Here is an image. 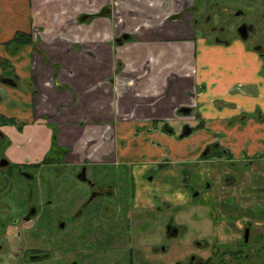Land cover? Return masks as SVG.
Returning a JSON list of instances; mask_svg holds the SVG:
<instances>
[{
  "label": "crops",
  "instance_id": "0c3cea01",
  "mask_svg": "<svg viewBox=\"0 0 264 264\" xmlns=\"http://www.w3.org/2000/svg\"><path fill=\"white\" fill-rule=\"evenodd\" d=\"M183 3L186 0H0V114L14 121L1 131L10 141L7 151L10 160L41 163L51 151L52 126L58 148L69 151L65 162L71 165L87 163L90 167H100L120 163L156 168L167 160V163L194 161L203 147L216 138H223L238 159L263 151L264 77L261 72L264 64L239 42L223 46L195 41L193 68L185 70L183 75L174 71L160 75L145 65L137 70L134 81L128 84L131 86L136 81L139 89L133 104L137 108L163 110L153 114L144 111L146 118L109 120V125L115 122L116 126H111L114 143L105 162H102V145L88 146L81 154L75 152L78 131L72 128L69 134L74 139L70 135L66 137L60 122L53 118L56 115L39 109L37 102L43 93L49 94L59 106L63 105L68 113L72 108L83 114L89 112L87 109L102 108V79L92 84L98 71L91 68L85 54L76 53L73 47L110 44L119 33H125L120 23L130 14L131 18L136 17L134 14H144L137 30L146 27V18H161L165 14L163 20H166L171 13H180ZM104 9L108 13L102 15ZM18 30L28 32L31 43L10 55L6 47ZM58 46L63 47L58 49ZM209 51L213 54L205 60ZM172 77L176 78L173 84ZM188 78H192V83L189 88L185 87L182 97L181 83L179 88L177 84ZM94 100L97 106L90 104ZM112 101L111 96V105L116 104V108L122 105L119 96ZM159 101L163 104L156 106ZM180 103L195 108L199 126L190 136L177 141L158 126L176 120L174 111ZM254 113L255 118L250 117ZM148 114L152 118H147ZM97 115L102 120V111ZM144 170L139 168L138 174ZM162 175L175 176L170 170Z\"/></svg>",
  "mask_w": 264,
  "mask_h": 264
},
{
  "label": "flooded vegetation",
  "instance_id": "af4514ba",
  "mask_svg": "<svg viewBox=\"0 0 264 264\" xmlns=\"http://www.w3.org/2000/svg\"><path fill=\"white\" fill-rule=\"evenodd\" d=\"M240 11L227 15L220 8L219 25L210 26L206 37L223 46L254 42L252 48L264 64V15ZM208 23V18L203 23L197 20L195 26L202 29ZM129 40L122 33L114 44L122 47ZM116 67L119 74L121 66ZM193 108L177 107L176 120L160 124L159 129L179 140L187 138L199 126ZM187 109V115L182 113ZM3 119L0 114V154L4 153L0 156V264H264V150L238 159L223 138H216L194 161L167 160L156 168L132 166L127 176L132 185H125L120 201L102 206L100 250L88 243V233L79 235L74 244V223L95 199H113L112 186L93 183L87 176L88 165L82 163L71 177L86 186L88 195L80 202L71 200L78 206L69 217L50 218L32 197H12L13 174L30 185L34 171L59 159L65 162L69 151L62 155L65 149L58 150L50 164L13 162L7 153L10 141L1 131L10 124ZM190 162L196 163L195 168L186 167ZM139 168L145 170L138 174ZM165 170L175 176H163ZM188 224L194 229L189 230Z\"/></svg>",
  "mask_w": 264,
  "mask_h": 264
},
{
  "label": "rangeland",
  "instance_id": "374dc122",
  "mask_svg": "<svg viewBox=\"0 0 264 264\" xmlns=\"http://www.w3.org/2000/svg\"><path fill=\"white\" fill-rule=\"evenodd\" d=\"M220 8L227 15L232 14L231 12H235L236 14L240 10L250 16L256 13L264 15V0H186V3H183L181 7L180 13H171L170 15L166 11V14L170 15L166 20H163L165 14L161 18H146V25H144L146 27L138 28L137 30V24L141 23L138 21H141L142 15L144 14H134L136 16L134 18H131L132 16L130 14L128 18L122 20L120 23L125 33L130 36V40L122 47L114 44L115 38L119 37L121 33L114 37L112 39L113 41L107 45L102 43V45L91 44L73 47L76 53L80 55L85 54L91 61V68L98 71V75L92 78V81H94L92 84L95 85V82L97 84V81L102 79V108L87 109L85 111L89 112H86V114L79 112V110L77 111L76 108H72L68 113L65 112L63 105L59 106L49 94L44 93L38 98L37 103L41 106V108H38L45 110L49 114L54 113L56 115L53 118L58 123L60 122L61 127L64 128L66 137L70 135V138L74 139L72 134L69 133L72 128L78 131L75 140V152L80 151L81 154L88 146L94 145L93 148H98L100 147L99 145H102V162H105L110 157V146L114 143V138H112L110 131L112 127L116 126L115 122L121 121L122 118L131 120L141 117L146 118V115L143 113L144 111H149V113L153 114L163 110L159 107H156V111L151 107L144 109L137 108L135 106L136 103L133 104L132 100L134 99L133 101H135L137 99L139 92L138 86L135 85L137 84L136 81L131 86L128 85L129 82L134 81L133 75L140 68H144V65L146 68H150L160 75H166L172 73V71L183 75L185 70L192 69L194 64L193 60L195 59V55L193 54L194 45H197L195 41H198L199 37H203L208 43L213 45L212 38L206 37V35H208L210 26L218 27L220 19L217 16V11H220ZM165 9H168L167 6ZM105 10L102 11V15L107 12ZM206 18L209 19V23L204 24L205 26H202V29L195 26L197 20L203 23ZM173 26H176L177 29H174ZM135 30L137 32L133 36L132 32ZM22 34L29 35L28 32L18 30L12 40L16 35ZM253 43L246 42L242 44L252 54L257 55V50L252 48ZM13 45L11 44L6 47V51L10 55L15 54L17 50L23 48L19 47L15 49ZM59 47L63 46H58V49H60ZM34 48L36 47L34 46ZM212 52L209 51L204 59L209 58L213 54ZM116 66H119V68L121 66V72L119 74L116 72ZM261 74L264 75V70H262ZM172 78L176 80L175 77ZM191 80L192 78L183 79L182 82L179 81L177 84L179 88L181 83L180 92L182 93V97L184 95V89H186L185 87L187 86L189 88V84L192 83ZM98 88L96 87V89ZM33 93L36 94L37 92L33 90ZM62 93H58V96H62ZM111 96L113 103L119 96V104H122L119 108L114 107L116 104L111 105L109 103ZM95 101L97 100L90 102V104L94 103L96 105L98 102ZM161 104L163 103L159 101L156 106ZM182 105L184 106L185 104L180 103L177 107ZM193 109L195 110V108ZM99 111H102V120L97 115ZM72 112H75L74 117L70 115ZM250 117L255 118V113L250 115ZM147 118H152V115L148 114ZM109 120H114L115 122L109 125ZM54 128L52 126V133ZM174 130L177 131V126H175ZM101 134L102 142L100 141ZM177 141H179V138ZM6 147L7 145L2 149ZM8 150L9 148H7ZM1 155H4V153ZM67 164L59 159L52 166H45L34 171L36 178L30 185L23 178L13 174V177L9 180L11 196L19 198L32 197V201L39 204L45 215L50 218L69 217L73 215L78 204L72 205L71 200L80 202L88 194L86 186L76 179H72L75 177H71L78 170L80 164L71 165L69 163V166L66 167ZM195 166L196 163L190 162L186 167L193 169ZM131 170L132 167L130 165L120 163H107L100 167L87 166V176L93 183L101 187L108 184L112 186L113 199L107 200L101 196L88 205L82 217L74 223V244L79 242V235L83 236L88 233V243L102 250V206L104 204L111 205L116 201H120L122 195H124L125 185H132V180L127 178V176H130ZM4 172L6 171L4 170ZM66 176L68 177L67 179ZM69 181L71 182L68 185ZM43 203L45 205H42ZM188 227L189 230L194 229L193 224H188ZM99 256L100 260H102V252L99 253Z\"/></svg>",
  "mask_w": 264,
  "mask_h": 264
},
{
  "label": "trees",
  "instance_id": "16d2710c",
  "mask_svg": "<svg viewBox=\"0 0 264 264\" xmlns=\"http://www.w3.org/2000/svg\"><path fill=\"white\" fill-rule=\"evenodd\" d=\"M31 43V36L30 35H26V34H22V35H16L14 37L13 40H11L8 44H7V47L10 46L11 44H15L13 46H15L14 48L15 49H18L19 47H24L26 45H30ZM15 49H14V52H15ZM19 50L16 51V53L18 52ZM54 82L56 80V77L54 76ZM58 88V86H57ZM4 120V124H10V123H13L14 121H11V120H7V119H3ZM57 137H56V132H53V135H52V145H51V151H50V158L49 157H46L42 164H50L52 163V156L54 153L58 152V149L57 148ZM67 151L66 150H63L62 151V155H64Z\"/></svg>",
  "mask_w": 264,
  "mask_h": 264
},
{
  "label": "water",
  "instance_id": "95a60500",
  "mask_svg": "<svg viewBox=\"0 0 264 264\" xmlns=\"http://www.w3.org/2000/svg\"><path fill=\"white\" fill-rule=\"evenodd\" d=\"M189 111H190V110H188V109H187V110H182V113H184L185 115H187V114L189 113ZM188 133H189V131L186 132L185 135H187ZM2 165L4 166L5 163H3V164L1 163V166H2Z\"/></svg>",
  "mask_w": 264,
  "mask_h": 264
}]
</instances>
